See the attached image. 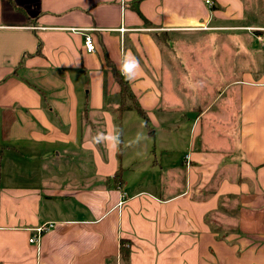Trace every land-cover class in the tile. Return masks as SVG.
Returning a JSON list of instances; mask_svg holds the SVG:
<instances>
[{
    "label": "crops",
    "instance_id": "obj_1",
    "mask_svg": "<svg viewBox=\"0 0 264 264\" xmlns=\"http://www.w3.org/2000/svg\"><path fill=\"white\" fill-rule=\"evenodd\" d=\"M211 1L0 0V264H264V0Z\"/></svg>",
    "mask_w": 264,
    "mask_h": 264
},
{
    "label": "trees",
    "instance_id": "obj_2",
    "mask_svg": "<svg viewBox=\"0 0 264 264\" xmlns=\"http://www.w3.org/2000/svg\"><path fill=\"white\" fill-rule=\"evenodd\" d=\"M142 0H133L131 2L132 8H134L142 17V12L140 10V2ZM95 43L96 39L93 36ZM41 45V44H40ZM39 45V48L41 47ZM98 49V45L96 43V50ZM101 56L104 61V64L108 67V69L111 71L112 76L114 77V80L116 83L119 85V93L121 96V102L119 107L116 109V112L118 114V117L121 116L123 111L127 109H134L138 111L144 118L147 119V113L146 110L141 106L139 100L137 99L131 83L129 80H126L120 73L119 67L120 65H117L116 62L112 59V57L109 55L107 49L103 47L101 51ZM123 170L120 168L115 176V182L118 185H121L123 182ZM131 248H130V242L129 240L122 239L121 244H120V252H121V257L125 259L126 261L129 260V254H130Z\"/></svg>",
    "mask_w": 264,
    "mask_h": 264
},
{
    "label": "clouds",
    "instance_id": "obj_3",
    "mask_svg": "<svg viewBox=\"0 0 264 264\" xmlns=\"http://www.w3.org/2000/svg\"><path fill=\"white\" fill-rule=\"evenodd\" d=\"M140 69V63L139 60L132 54L130 53H125L123 55L122 61L120 63V73L121 75L126 79L131 81L132 79L135 78L137 71ZM93 142L100 144V143H107L110 144L111 146L115 147L118 144H120V135L113 134V135H102V134H97L96 136L93 137Z\"/></svg>",
    "mask_w": 264,
    "mask_h": 264
},
{
    "label": "built area",
    "instance_id": "obj_4",
    "mask_svg": "<svg viewBox=\"0 0 264 264\" xmlns=\"http://www.w3.org/2000/svg\"><path fill=\"white\" fill-rule=\"evenodd\" d=\"M207 2L212 4L211 0H207ZM73 30L84 33V36H85L84 45H85V48L88 52H95L96 51L95 40L93 38V35L89 31H87L86 29H79V28H73ZM258 37L261 39L260 36H258ZM125 197H127V192H123L121 203H123V199ZM54 226H55L54 222H50V223H45V224H42V225L36 227L34 229V233H33V236L31 237L30 241L31 242L39 241L41 235Z\"/></svg>",
    "mask_w": 264,
    "mask_h": 264
}]
</instances>
